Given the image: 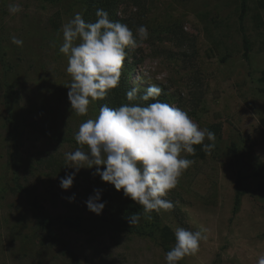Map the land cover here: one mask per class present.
<instances>
[{
    "label": "rangeland",
    "instance_id": "1",
    "mask_svg": "<svg viewBox=\"0 0 264 264\" xmlns=\"http://www.w3.org/2000/svg\"><path fill=\"white\" fill-rule=\"evenodd\" d=\"M90 1L0 0V264H76L72 253L80 264H167L158 239L162 227L207 236L183 264H257L264 255V195L252 192V173L264 166V97L258 92L264 12L260 22L255 0H120L118 18L134 34L141 25L149 32L140 47L127 50L121 81L142 93L161 87L165 103L216 136L210 154L202 145L194 146L197 156L181 153L195 163L165 197L175 208L152 212L147 221L156 226L140 235L115 230L107 207L99 216L87 209L84 176L95 167L80 169L69 190L60 186L75 171L66 153L87 150L74 138L79 126L100 110L98 100L85 115L71 109L66 86L72 77L59 52L63 26L76 13L87 21ZM13 3L22 11L10 14ZM13 36L23 45H14ZM239 172L247 193L235 210ZM23 189L50 216L86 222L87 232L55 227L53 239Z\"/></svg>",
    "mask_w": 264,
    "mask_h": 264
},
{
    "label": "clouds",
    "instance_id": "2",
    "mask_svg": "<svg viewBox=\"0 0 264 264\" xmlns=\"http://www.w3.org/2000/svg\"><path fill=\"white\" fill-rule=\"evenodd\" d=\"M8 11L17 14L22 9L13 3ZM96 17L94 23H88L76 13L63 26L59 52L68 59L66 71L72 81L66 86L67 95L77 115H85L92 101L103 100L119 86L127 50L140 47L149 37L146 26H139L134 34L126 24L113 21L103 8L96 10ZM11 40L14 45H23L15 36ZM139 93V87H133L126 98L129 102H155L146 106L125 103L115 108L102 105L95 119L79 126L74 138L87 150L77 148L66 153V160L73 163L69 167L75 171L61 178L60 186L69 190L80 169L95 167V175L142 206L143 218L151 220L152 212L159 214L175 208L165 197L177 187L182 173L195 163L181 153L195 156L194 146L202 145L201 151L210 154L216 136L199 127L187 112L156 99L163 93L161 87L150 85L143 94ZM206 139L210 143H205ZM74 199L70 197L69 202ZM100 200L97 189L85 202L87 209L98 216L105 208ZM141 218V212L132 213L127 222L138 225ZM174 235L175 245L165 254L167 264H179L185 257L195 255L207 239L201 231L183 227H177ZM257 264H264V255L259 256Z\"/></svg>",
    "mask_w": 264,
    "mask_h": 264
},
{
    "label": "trees",
    "instance_id": "3",
    "mask_svg": "<svg viewBox=\"0 0 264 264\" xmlns=\"http://www.w3.org/2000/svg\"><path fill=\"white\" fill-rule=\"evenodd\" d=\"M42 1L51 4L52 3L60 4L67 0H42ZM119 2L120 0H91L90 14L93 20L91 19V17H89L86 22L94 23L97 20L96 10L98 8H103L109 13L110 18L113 21H118L125 24L124 21L118 18V16L116 15V10L119 5ZM255 5H256L258 19L261 22L260 14L264 12V0H255ZM245 48H246V52L250 51L249 41L247 39H245ZM132 66L133 68L136 69V65H132ZM123 78H125V76ZM123 80L124 81H121L120 79L119 86L116 89L109 91L103 100H98L99 109L102 105H107L109 107L115 108L125 103H141L142 105L146 106L147 103L155 102L153 100H150L148 102H142V101L129 102L126 98V93L132 89L131 87L132 85L128 83L127 79H123ZM258 85H259L258 92L264 97V71L261 73V77L258 79ZM139 94H143V93L140 92ZM156 99L164 103L166 102L163 93L160 97ZM216 132L220 133V129H217ZM252 176L255 179H257V185L252 192L264 195V166L263 165L258 166L253 171ZM84 179L85 182L88 184V189L86 190L83 199L87 201L89 197L95 194V190L97 189L100 190L101 192L100 202L105 203V207L111 210L112 213L114 214L112 215V219H110V222L111 224H113L115 230L125 233H136L143 235L146 234V228H149L152 225L156 226L157 221H151V223H148L147 219L143 218L142 206L136 204L130 198H126L123 194V191L117 192L113 185L103 182L98 175H95V171L86 173ZM241 180H243V177L239 172L235 186V192H236L235 210L239 208L242 197L247 193V191L243 189ZM23 192L29 196L30 199L29 206L33 214L40 220V222L43 224L45 229L49 231L53 239H57L54 233L55 227L68 228L78 232H87L86 222H84L80 218L69 217V216H50L44 210V208L39 203L37 198L31 194V192H29L27 189H23ZM137 212H141L142 215L141 221L138 225L130 226L127 222V217L130 214ZM158 230H159L158 239L160 246L166 252H168L169 250H171L170 246L172 244H175V235L169 227L158 228ZM71 256L76 264H80L77 256L74 253H72ZM179 264H183V262L180 261Z\"/></svg>",
    "mask_w": 264,
    "mask_h": 264
}]
</instances>
